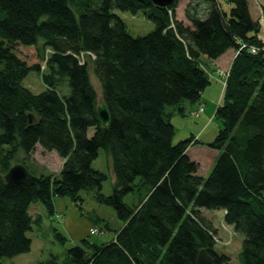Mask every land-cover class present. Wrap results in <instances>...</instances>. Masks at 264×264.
<instances>
[{"label":"trees","instance_id":"16d2710c","mask_svg":"<svg viewBox=\"0 0 264 264\" xmlns=\"http://www.w3.org/2000/svg\"><path fill=\"white\" fill-rule=\"evenodd\" d=\"M78 1L76 16L74 0H0V260L30 251L28 231L40 220L30 214L31 203L40 201L52 215L55 196L76 203L85 190L111 206L122 227L109 242L83 238L90 251L75 245L62 259L50 253L37 264H194L201 248L215 264H234L214 248L216 229L204 208L224 210L223 220L242 234L240 264H264V41L248 0H227L229 13L217 0H189L188 24L175 18L179 0L168 6ZM114 8L141 10L154 29L132 36ZM16 45L36 49L47 72L39 62L28 63ZM229 48L237 53L214 112L220 122L214 138L173 142L172 116L184 115L185 101L198 102L210 83L204 59ZM90 67L110 114L106 127L96 113ZM31 70L42 72L46 88L40 93L21 83ZM64 78L67 95L58 89ZM36 143L64 158L58 173L27 170L22 182H6L9 167L26 166ZM192 144L218 151L207 176L187 152ZM100 148L114 174L109 195L101 192L106 174L91 166ZM128 193L131 205L123 202ZM52 229L64 243L66 237Z\"/></svg>","mask_w":264,"mask_h":264},{"label":"rangeland","instance_id":"374dc122","mask_svg":"<svg viewBox=\"0 0 264 264\" xmlns=\"http://www.w3.org/2000/svg\"><path fill=\"white\" fill-rule=\"evenodd\" d=\"M185 1L187 2V0H179L178 7L176 8L175 18L178 20L182 19V16H184V11L182 10L183 6L185 5H183V3ZM217 2L220 4L224 11H226L227 13L230 12V8L232 5L229 1L217 0ZM263 2L264 0H248L249 11L252 18L257 19L260 23L261 30L259 32V37L264 41V21L260 6V3ZM97 3L98 0H92V6L96 5ZM70 6L72 7L75 15L78 16L81 10L79 1L74 0V2H70ZM112 12L123 20V22L126 24L128 32L132 36L143 35L154 29V23L146 18L141 10L132 13L129 10H120L114 8ZM184 21V24H186L187 20L184 19ZM169 26H172V28H174L173 23H170ZM42 43L43 40L39 39L38 44L41 45ZM244 45V43H241L239 48H242ZM16 49L20 51V53L23 55V57H25L28 63L32 64L35 62H39L41 69L43 70L42 72H47V69L45 68V61L39 60L36 49H30L29 47L24 48L19 45H16ZM45 52L47 53L44 54L46 58L50 51L49 49H46ZM236 53L237 49H234L233 57ZM79 59L80 61H83L82 54L81 56H79ZM215 65L216 66L213 69H207L205 65L204 67L206 68V71L208 72L210 77L213 75L218 77L221 80L222 84L225 85L229 66L226 68L221 63H217ZM42 72H37L35 70L29 71L28 74L22 79V85L30 89L33 93H40L46 88V85L43 81ZM89 72L91 81L97 92V99L99 101L101 100V88L99 81L93 74L91 67ZM211 81L214 82L215 80L212 79ZM208 85L206 86V88L208 87ZM220 85L221 84L219 83V89L210 88L209 90H207L206 97L209 107L212 105V103L209 102V99L213 94L217 96V94L220 93ZM58 89L62 95L69 94L67 78H64L63 83H59ZM185 103L190 104L188 101H185ZM208 106L203 105V110L199 113L198 117L191 116L190 113L187 112L188 110L185 111L186 113L184 115L179 116L178 114H176L175 116H172L173 118L171 119L175 124V134L173 136V142L185 138L190 134V132H197L199 128L201 130L200 137L203 141L208 142L214 138V135L220 127V122L213 116L212 119L210 118L211 116H203V111L205 108V110H207ZM195 107H193L194 109L191 110H195L197 108ZM93 131V128H89L88 135H92ZM36 145V150L34 149L35 151L31 153L29 159H24L27 170L35 175L57 173V170L61 169L64 158L59 156L55 150H45L39 143H36ZM200 147V145H195L189 150V154L190 157L199 162V174L207 176L214 165L215 158L210 160L209 157L205 155V151L199 149ZM40 148L50 152H46L45 155H41ZM91 166L94 169L106 174V179L102 182L101 192L104 195L111 194L114 184V176L110 167V156L100 148L98 151V155L92 160ZM80 194L83 200L77 201L76 203L67 196L54 197V199H56V203L60 202V204H62V206L60 207L61 209H55V216H58L56 217V219L50 218L51 216L48 215L47 210L40 201L30 204L29 212L42 213V221L39 227H37V225H34L33 229L28 231V235L33 240L31 250L26 252L25 254L22 253V256H18L17 260H13V262L37 264L36 262L47 258L50 253L58 255V257L62 259L66 254L67 248L71 246L80 245L86 251H90V247L82 242L83 238H87L88 242L96 244L109 242L112 238H114L115 231L120 228L122 223V221L117 217L114 209L109 205L97 202L91 192L83 190ZM131 195L132 194L130 193L126 194L123 197V202L131 205ZM65 200L70 203L67 209L64 207ZM67 214L71 215V226H69L67 229H64L63 227H61L60 222L62 217L66 216ZM202 215L205 216L206 219H208L216 229L215 234H213L215 240L214 248L216 249V251L227 253L234 264H240L237 258V254L241 249V243L243 240L242 234L235 231L231 225L227 224L223 220L224 213H222V209L204 208ZM105 224H108L109 228H104ZM91 225L92 227H90ZM53 227H56L57 230L66 237V241L64 243H61L56 238H54L52 229ZM93 227L99 229L98 233L92 234L90 232V229ZM20 257H23L25 259H19ZM7 259L8 258H2V260H0V264L4 263ZM7 262L10 263L12 262V260L6 261V263Z\"/></svg>","mask_w":264,"mask_h":264},{"label":"crops","instance_id":"0c3cea01","mask_svg":"<svg viewBox=\"0 0 264 264\" xmlns=\"http://www.w3.org/2000/svg\"><path fill=\"white\" fill-rule=\"evenodd\" d=\"M188 1L189 0H187V2L185 3H183V5L185 4H187L188 3ZM185 5L183 6V10L182 11H184V8H185ZM184 16H182V19H180V20H182V21H184ZM186 20V19H185ZM185 22V21H184ZM186 24H188V22L186 23ZM233 54H234V49H228V50H226L222 55H220L218 58H216V59H208V60H206V59H204V65L206 66V68L207 69H213L216 65L215 64H217V63H221V64H223L224 65V67H228V66H230V62H231V59H232V57H233ZM212 79H214L215 81L214 82H212L211 80ZM219 83L221 84L220 85V93L219 94H217V96H215L214 94L210 97V99H209V102L210 103H212V105L209 107L208 106V100H207V97H206V92H207V90H209L210 88H216V89H219V87H218V85H219ZM223 89H224V85L222 84V82H221V80L218 78V77H216V76H211L210 77V84L208 85V87L202 92V96H201V98H200V100L198 101V102H196V103H190V104H186V106H185V111H190L191 109H194L193 107H195L196 105L198 106L200 103H203V105L204 106H208V108H207V110H205L204 109V117H206V116H211L210 118L212 119L213 117H214V112H215V109H216V106L220 103V101H221V97H222V92H223ZM196 106V107H197ZM195 107V108H196ZM187 111V112H188ZM213 116V117H212ZM198 117V116H197ZM173 118V117H172ZM171 121H172V123H173V125L175 126V124H174V121L171 119ZM200 128L197 130V132H190V134L189 135H194V138H198V139H200L201 141H203L202 139H201V137H200ZM189 135H187V136H189ZM186 136V137H187ZM215 136V135H214ZM203 142H205V141H203ZM195 145H200L201 147L199 148V149H201V150H203V151H205V155H207L208 157H209V159L210 160H212L213 158H216V156H217V154H218V151L216 150V149H213V148H209V147H207L206 145H203V144H192V145H190L189 147H188V149H187V152H188V154H189V150L191 149V148H193ZM37 146V145H36ZM198 148V147H197ZM35 150H36V147H35ZM34 150V151H35ZM40 152H41V155H45L46 154V152H50V151H45L44 149H41L40 148ZM190 155V154H189ZM110 166H111V164H110ZM60 170V169H59ZM59 170H57V173H58V171ZM111 171H112V169H111ZM112 173H113V171H112ZM113 176H114V174H113ZM130 200H135L134 199V197H133V194L131 195V199ZM56 201V199H54V212H55V209H61L60 207L62 206V204H60V202H55ZM69 202H67L66 200L64 201V207L67 209L68 207H69ZM201 212L203 213V209H201ZM225 211L224 210H222V213H224ZM33 217H35V216H40V220H39V224L37 225V227H39L40 226V224H41V221H42V213H30ZM48 215L49 216H51L50 218L51 219H56V217H58V216H55L56 215V213H53L52 215H50L49 213H48ZM60 215V214H59ZM61 216V215H60ZM59 216V217H60ZM71 215L70 214H67L66 216H64V217H62V219H61V222H60V225H61V227H63L64 229H67L69 226H71ZM122 225H123V222L121 223V226L120 227H122ZM90 227H92V225L90 226ZM89 227V228H90ZM119 229V228H118ZM70 231V230H69ZM31 238V237H30ZM32 240V239H31ZM32 243H33V240H32ZM31 248H32V244H31ZM31 248H30V250H31ZM25 254V253H24ZM18 256H22V254H20V255H16V256H14V257H11V258H8L6 261H10V260H12V262H7L6 263V261L4 262V263H2V264H28V263H26V262H22V261H20V262H22V263H19V262H13V260H17V258H18ZM19 259H25V258H23V257H20ZM37 263V262H36Z\"/></svg>","mask_w":264,"mask_h":264},{"label":"water","instance_id":"95a60500","mask_svg":"<svg viewBox=\"0 0 264 264\" xmlns=\"http://www.w3.org/2000/svg\"><path fill=\"white\" fill-rule=\"evenodd\" d=\"M153 3L160 6H168L174 0H151ZM96 113L103 127L108 126L110 122V114L106 104L101 99L96 106ZM28 171L24 164L16 162L9 167L6 173L3 175L4 179L8 183H19L27 177ZM194 264H215L210 254L205 248H201L198 251Z\"/></svg>","mask_w":264,"mask_h":264},{"label":"built area","instance_id":"2783aa9c","mask_svg":"<svg viewBox=\"0 0 264 264\" xmlns=\"http://www.w3.org/2000/svg\"><path fill=\"white\" fill-rule=\"evenodd\" d=\"M249 49H250L251 52H255V51H256V47H254V46H250ZM226 75H227V74H226ZM202 110H203V106L200 105L196 110L191 111V112H190V115H191V116H198L199 113H200ZM98 231H99V229H97L96 227H93V228L90 229V232H91L92 234H94V233H98Z\"/></svg>","mask_w":264,"mask_h":264}]
</instances>
